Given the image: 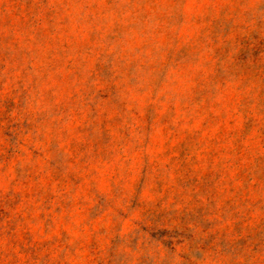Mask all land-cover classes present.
Returning a JSON list of instances; mask_svg holds the SVG:
<instances>
[{
	"label": "rangeland",
	"instance_id": "374dc122",
	"mask_svg": "<svg viewBox=\"0 0 264 264\" xmlns=\"http://www.w3.org/2000/svg\"><path fill=\"white\" fill-rule=\"evenodd\" d=\"M0 264H264V0H0Z\"/></svg>",
	"mask_w": 264,
	"mask_h": 264
}]
</instances>
